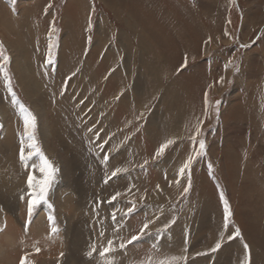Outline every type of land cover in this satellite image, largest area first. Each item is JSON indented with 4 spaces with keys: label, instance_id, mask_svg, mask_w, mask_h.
<instances>
[{
    "label": "rangeland",
    "instance_id": "1",
    "mask_svg": "<svg viewBox=\"0 0 264 264\" xmlns=\"http://www.w3.org/2000/svg\"><path fill=\"white\" fill-rule=\"evenodd\" d=\"M0 54V264H264V0H0Z\"/></svg>",
    "mask_w": 264,
    "mask_h": 264
},
{
    "label": "snow or ice",
    "instance_id": "2",
    "mask_svg": "<svg viewBox=\"0 0 264 264\" xmlns=\"http://www.w3.org/2000/svg\"><path fill=\"white\" fill-rule=\"evenodd\" d=\"M49 48H51V45H49ZM0 55H2V54H0ZM3 59H4L5 62L8 61V57L7 56H4ZM45 63L49 64V65L52 63L50 52H49V56L46 59ZM0 70H2V66H0ZM5 77L7 79V74L6 73H5ZM205 103H207V99H205ZM24 124H25V129L26 130L29 129V128L34 129L35 126H36V118L29 113V114L25 115V117H24ZM28 139L30 141L33 140V137H32L31 134L28 135ZM171 143H172V141H168L166 144L162 145L160 147V149L156 152V155L157 156L161 155L164 152V150L168 147V145L171 144ZM29 148H30L31 151L29 152L28 157H26L25 156V152H24V148L21 147V149H20V160L24 161L25 159L30 158L32 154L41 155L42 167H41L40 171H41L42 174H44V179H42V180H37L36 177L33 176V175H29L28 178H27L28 188L30 190H32L30 192V194H29L30 198H29V201H28V216H29V218H31L34 208H36L41 203H47L46 196H47L48 187H49V185L51 183V179H52V177L54 175V172L56 170L53 168V166L47 160V158L42 156V154L39 151V148L34 143L30 144ZM204 148H205L204 142L201 141L199 143L200 151H199V153H197V155H203L204 154ZM104 159L106 161L107 157H105ZM192 159H193V157H189L188 161L186 163H184V165L179 169V173L181 175H183L185 173V171L187 169H189L190 164L192 162ZM121 171H127V169L116 168L115 171H113L111 175L113 177H115L117 175V173H119ZM105 182L107 183V181H105ZM189 187H190V183H189ZM184 191L187 192L188 188H185ZM118 195H119V193H117L116 195L112 196L111 200L115 201L117 199ZM21 199H23V197H21ZM221 200L224 203V220H225V223L227 224V221H228V219L231 216V211L229 209L227 201L223 200V196H221ZM109 203H111V201H109ZM49 207H51V205H49ZM131 211H132V209H129V212H131ZM115 219H116L115 214H113V220H115ZM49 220L52 221L53 217L50 216ZM173 223H174V221H173ZM147 228H148V223H145L143 225V227L140 229L138 234H134V235L131 236V238L127 241V244H133V242L140 240L141 236L145 235V229H147ZM52 231L56 232L57 229L53 228ZM239 235H240V233H239V230L237 229L236 230V236H239ZM120 247L121 248H125L126 245L122 243L120 245ZM220 247H221V244L217 243L215 245V247L212 249V251H216ZM244 248H245V250H247L248 249V245L245 244ZM36 251L38 253L39 249L37 248ZM94 251H95V248L92 249V252H94ZM111 251H113L112 241H109L108 242V247L103 249L100 252V255L102 257H104V256H106L107 253H109ZM92 252L88 253L89 257H91ZM20 264H28L26 256L21 258ZM107 264H113V261L108 260ZM149 264H151L150 261H149ZM160 264H168V262L167 261H161ZM246 264H250V261H248L247 259H246Z\"/></svg>",
    "mask_w": 264,
    "mask_h": 264
},
{
    "label": "bare ground",
    "instance_id": "3",
    "mask_svg": "<svg viewBox=\"0 0 264 264\" xmlns=\"http://www.w3.org/2000/svg\"><path fill=\"white\" fill-rule=\"evenodd\" d=\"M9 24V23H8ZM151 34V33H150ZM166 41V40H165ZM165 41H164V43H165ZM163 48V47H162ZM63 56H64V54H63ZM31 67V66H30ZM26 68V67H25ZM63 68V67H62ZM29 70V69H28ZM60 71V70H59ZM62 71V70H61ZM24 73V75H22V80H23V83L25 84V86L27 87V90H28V92L30 91V89H31V91L29 92V93H31L32 92V94L34 93L35 95H37L35 98H37L38 99V96H40V95H38L40 92H41V86H40V84H39V82L38 81H36L35 79H34V81H33V87H30V85H29V83H31V79H33L34 77L32 76V78H30L29 79V76H30V74H28V72L25 70V72H23ZM33 73V72H32ZM29 82V83H28ZM32 86V85H31ZM30 88V89H29ZM136 88V87H135ZM33 90V91H32ZM33 97V96H32ZM34 99V98H33ZM48 111V110H47ZM45 112V111H44ZM43 116V115H42ZM42 118V117H41ZM48 122H46V124H45V127H47V128H44L45 129V132L44 133H47V132H50L51 130H49L48 129ZM43 130V129H42ZM47 130V131H46ZM13 138V137H12ZM10 139V138H9ZM9 139H6V140H9ZM11 140V139H10ZM13 141V140H12ZM9 142V144H10V141H8ZM9 144H7L6 146H10ZM5 146V147H6ZM14 146V145H13ZM13 146L10 148V149H13ZM4 148V147H3ZM9 150V149H8ZM7 150V151H8ZM82 187V186H81ZM82 191H84V190H82ZM81 191V192H82ZM80 192V193H81ZM82 195V194H81ZM3 196V195H2ZM2 201V200H1ZM78 201V200H77ZM9 210V209H8ZM11 222V220L9 219L8 220V224L10 225V222ZM11 223H14L13 221L11 222ZM9 225H8V227H9ZM6 233H7V231H6ZM5 236H6V234H5ZM11 236V235H10ZM12 239H13V237H12ZM84 253V252H83ZM2 262V261H1Z\"/></svg>",
    "mask_w": 264,
    "mask_h": 264
}]
</instances>
